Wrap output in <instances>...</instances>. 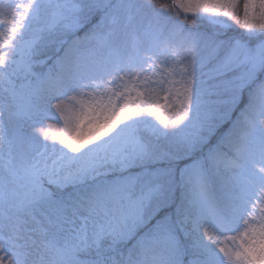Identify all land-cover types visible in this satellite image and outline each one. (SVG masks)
<instances>
[{
	"label": "snow or ice",
	"instance_id": "1",
	"mask_svg": "<svg viewBox=\"0 0 264 264\" xmlns=\"http://www.w3.org/2000/svg\"><path fill=\"white\" fill-rule=\"evenodd\" d=\"M0 264H264V0H0Z\"/></svg>",
	"mask_w": 264,
	"mask_h": 264
},
{
	"label": "trees",
	"instance_id": "2",
	"mask_svg": "<svg viewBox=\"0 0 264 264\" xmlns=\"http://www.w3.org/2000/svg\"><path fill=\"white\" fill-rule=\"evenodd\" d=\"M188 27H193V25L191 24H187ZM242 29H240L239 27L234 28L232 31L229 32V35H236L239 32H241ZM43 59V57H41Z\"/></svg>",
	"mask_w": 264,
	"mask_h": 264
},
{
	"label": "rangeland",
	"instance_id": "3",
	"mask_svg": "<svg viewBox=\"0 0 264 264\" xmlns=\"http://www.w3.org/2000/svg\"><path fill=\"white\" fill-rule=\"evenodd\" d=\"M51 123V122H50Z\"/></svg>",
	"mask_w": 264,
	"mask_h": 264
}]
</instances>
